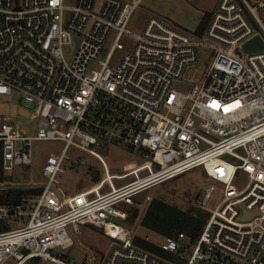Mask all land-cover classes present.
Here are the masks:
<instances>
[{
	"label": "built area",
	"instance_id": "built-area-1",
	"mask_svg": "<svg viewBox=\"0 0 264 264\" xmlns=\"http://www.w3.org/2000/svg\"><path fill=\"white\" fill-rule=\"evenodd\" d=\"M142 2L76 0L68 7L65 0H0V100L18 93L37 122L26 129L0 114L2 171L33 166L35 142L64 144L44 161L39 196L0 206V219L9 220L32 205L27 223L0 233V264H76L62 252L75 246L84 227L102 230L111 243L101 261L86 257L82 264H178L136 245L114 222L128 218L117 206H133L142 192L199 167L223 186V198L211 209L216 187L202 191L198 208L209 218L199 239L180 233L161 248L185 264H264V0H220L203 40L158 16L142 33H131ZM125 36L135 38L129 50ZM256 38L263 47L246 51ZM204 48L212 60L202 80L187 93L177 90ZM99 143L145 162L111 174L94 148ZM72 148L99 159L104 177L65 197L56 185ZM241 172L247 184L240 190Z\"/></svg>",
	"mask_w": 264,
	"mask_h": 264
},
{
	"label": "rangeland",
	"instance_id": "rangeland-1",
	"mask_svg": "<svg viewBox=\"0 0 264 264\" xmlns=\"http://www.w3.org/2000/svg\"><path fill=\"white\" fill-rule=\"evenodd\" d=\"M75 2L76 0H65V4L68 7H72ZM219 2L220 0H143L133 13L128 29L133 34H140L143 32L149 18L158 16L163 18L170 26L193 34L198 40H203L206 38L209 17L216 11ZM114 38L115 33L109 38L106 45L107 49H111ZM122 43L125 46V50H129L134 46L135 38L133 36H125L122 39ZM69 55H72V50L69 51ZM120 56L121 51H117L114 60H118ZM105 58L106 54L100 56L101 60H105ZM211 60V49H201L199 64L188 68L185 72L184 80L177 83L175 88L187 93L193 82L198 83L202 80L207 65ZM20 99L21 96L18 93L3 97L0 100V114L11 116L23 128L33 130L36 128L37 122L32 117L31 109L25 107L20 102ZM63 147L64 144L59 142H35L33 145L35 154L33 166L17 165L11 174L3 175V181H0V191L12 188H41L45 181L42 172L47 155L50 153L60 154ZM94 148L103 157L111 174H123L145 162L138 153L128 151L111 143H99ZM103 177L104 168L99 159L79 149L72 148L63 164V172L58 175L56 189L61 195L69 197L95 186ZM97 179H99L98 182H96ZM126 181H115V183L116 185H122ZM246 184L247 176L241 172L238 180H236V186L241 190ZM209 186L216 187V193L209 203V207L215 209L223 198V186L209 178L203 167H199L142 192L135 197L133 206L118 205L117 207L125 210L128 215L129 213L133 214V212H130L131 210L137 209L138 216L133 224L128 222V220L126 222L119 219L114 220V222L129 230L131 237L138 236L161 245L165 239L141 225L151 200H159L180 212L195 216V212L200 211L198 209V200L201 192ZM24 200L22 204H25ZM31 211L32 205L29 203L26 204L21 215L12 216L9 220L7 218L10 228L16 229L27 223ZM202 213L204 218L207 216V221L209 213L205 211ZM74 239L76 242L75 246L66 252H62L67 261L82 264L86 257L91 258L94 256L99 262L109 253L111 239L102 230L94 227H84L82 234L75 235ZM26 264L34 263L28 262Z\"/></svg>",
	"mask_w": 264,
	"mask_h": 264
},
{
	"label": "trees",
	"instance_id": "trees-1",
	"mask_svg": "<svg viewBox=\"0 0 264 264\" xmlns=\"http://www.w3.org/2000/svg\"><path fill=\"white\" fill-rule=\"evenodd\" d=\"M3 175L0 164V181H3ZM99 179L96 180L98 182ZM42 193V188L37 189H19L12 188L6 191H0V206L16 207L22 204L23 199L27 197L39 196ZM199 209V208H198ZM200 210V209H199ZM202 210L195 212L196 215H191L186 212H180L172 207L167 206L159 200H151L147 211L141 221V225L146 229L155 232L165 239L166 237H177L180 233H184L188 237V241L194 242L199 239L206 223V218L202 216ZM128 215V222L134 223L138 216V210L133 209ZM126 220V222H127ZM11 230L7 221L0 220V233ZM134 243L140 248L147 250L157 256L169 259L178 264H185V260L177 255L171 254L161 248V245L155 244L150 240L134 237ZM30 262L34 264H52L50 261L43 259H34Z\"/></svg>",
	"mask_w": 264,
	"mask_h": 264
},
{
	"label": "water",
	"instance_id": "water-1",
	"mask_svg": "<svg viewBox=\"0 0 264 264\" xmlns=\"http://www.w3.org/2000/svg\"><path fill=\"white\" fill-rule=\"evenodd\" d=\"M263 47V44L259 38L254 39L250 43L246 44L245 50L246 51H255L258 49H261Z\"/></svg>",
	"mask_w": 264,
	"mask_h": 264
},
{
	"label": "crops",
	"instance_id": "crops-1",
	"mask_svg": "<svg viewBox=\"0 0 264 264\" xmlns=\"http://www.w3.org/2000/svg\"><path fill=\"white\" fill-rule=\"evenodd\" d=\"M75 195V194H74ZM73 196V195H72Z\"/></svg>",
	"mask_w": 264,
	"mask_h": 264
}]
</instances>
